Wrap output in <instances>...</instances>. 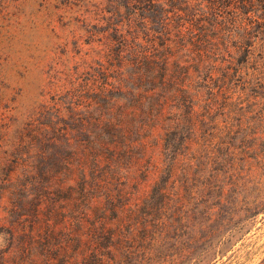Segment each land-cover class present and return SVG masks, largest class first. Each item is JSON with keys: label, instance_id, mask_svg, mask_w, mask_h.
I'll list each match as a JSON object with an SVG mask.
<instances>
[{"label": "rangeland", "instance_id": "1", "mask_svg": "<svg viewBox=\"0 0 264 264\" xmlns=\"http://www.w3.org/2000/svg\"><path fill=\"white\" fill-rule=\"evenodd\" d=\"M151 6V0H0V264H47L45 253L56 255L60 242L75 253L87 250L102 237V225L116 230V241L125 238L88 208L79 185L83 172L91 179L105 168L95 161L104 149L96 151L90 142L100 131L102 121L96 120L108 98L97 86L116 74L122 33L128 38L136 33ZM249 93L240 99L246 109ZM262 97L255 100L263 102ZM127 107L119 100L113 111ZM233 107L225 116L220 108L210 120L197 122L199 142L190 145L201 144L204 128L218 134L225 120L228 127L235 125ZM253 118L247 114L243 121ZM258 121L251 127L260 129ZM130 122L122 146L129 152L119 150L121 168L111 180L114 188L130 192V203H140L138 216L147 215L139 226L147 222L148 229H137L147 235L152 257L144 264H264V209L250 215V204L239 206L254 197L264 201V169L260 185L245 174L228 191L231 203L216 205L185 177L182 154L164 189V207L147 210L143 198L162 167V127ZM231 141L239 169L240 158L252 151L264 161L261 140ZM42 194L48 201L36 210ZM60 258L55 256L54 264H63Z\"/></svg>", "mask_w": 264, "mask_h": 264}, {"label": "trees", "instance_id": "2", "mask_svg": "<svg viewBox=\"0 0 264 264\" xmlns=\"http://www.w3.org/2000/svg\"><path fill=\"white\" fill-rule=\"evenodd\" d=\"M151 3V13L146 18L142 16L136 33L129 38L122 33L116 74L97 86L108 98L105 112L96 120L102 121L100 131L90 142L96 151L104 149L95 161L105 168L104 173L91 179L83 172L79 185V195L87 200L88 208L99 211L102 222H112L125 238L116 241V230H105L102 225V237L87 250L77 249L75 253L60 242L53 249L56 255L45 253L47 264H54L55 256H60L63 264H144L152 259L145 246L147 235L137 234V229H148L147 222L142 228L139 226L144 216H138L140 203H130V192L123 187L114 188L111 180L113 171L121 168L119 150L129 152L122 146L128 141L131 118L139 122L137 127H162V167L149 195L143 198L147 210L164 207V189L182 154L186 160L185 177L194 183V190L203 188L205 197L213 199L216 205L231 203L228 191L237 186L238 178L242 182L245 174L252 176L255 187L261 184L264 161L253 155L257 151L241 157L243 165L239 169L232 160L234 145L230 142L233 137L238 142H264V97L263 102L255 100L256 95H264V0ZM251 89L256 91L255 97L249 93ZM247 93L251 95L249 109L240 101ZM119 100L128 107L115 112L113 105ZM230 105L237 109L236 124L228 127L225 120L218 134L204 128L201 144L190 145L199 142L197 122L210 120L220 108V114L227 115ZM247 114L254 117L248 124L243 121ZM256 120L262 124L260 129L251 127ZM139 142L143 143L141 139ZM45 196H38L36 210L41 202L48 201ZM262 200L254 197L239 206L250 204L248 214L254 215L264 209ZM189 218L190 215L185 216L184 220Z\"/></svg>", "mask_w": 264, "mask_h": 264}]
</instances>
